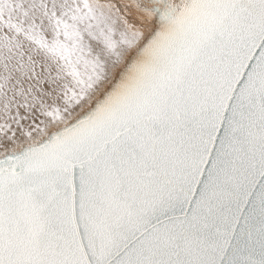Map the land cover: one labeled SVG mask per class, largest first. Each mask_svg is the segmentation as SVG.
Listing matches in <instances>:
<instances>
[{
  "label": "snow or ice",
  "instance_id": "1",
  "mask_svg": "<svg viewBox=\"0 0 264 264\" xmlns=\"http://www.w3.org/2000/svg\"><path fill=\"white\" fill-rule=\"evenodd\" d=\"M0 264H264V0H0Z\"/></svg>",
  "mask_w": 264,
  "mask_h": 264
}]
</instances>
